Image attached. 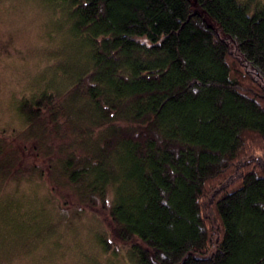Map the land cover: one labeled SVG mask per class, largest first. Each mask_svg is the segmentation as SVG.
Wrapping results in <instances>:
<instances>
[{"label":"trees","instance_id":"1","mask_svg":"<svg viewBox=\"0 0 264 264\" xmlns=\"http://www.w3.org/2000/svg\"><path fill=\"white\" fill-rule=\"evenodd\" d=\"M39 1L67 40L0 128V264L86 210L130 264H264V0Z\"/></svg>","mask_w":264,"mask_h":264},{"label":"rangeland","instance_id":"2","mask_svg":"<svg viewBox=\"0 0 264 264\" xmlns=\"http://www.w3.org/2000/svg\"><path fill=\"white\" fill-rule=\"evenodd\" d=\"M54 13L39 0H0L1 129L21 127L16 102L39 89L38 80L41 84L42 78L49 80L55 60L63 55L67 34L62 26L67 20L64 14L62 21ZM47 188L39 187L41 194ZM77 217L75 230L60 238L57 248L45 242L20 250L14 264H130L121 244L109 251L99 246L95 233L102 224L98 216L86 210Z\"/></svg>","mask_w":264,"mask_h":264}]
</instances>
